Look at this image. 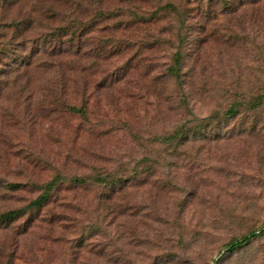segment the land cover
Wrapping results in <instances>:
<instances>
[{
    "label": "rangeland",
    "instance_id": "rangeland-1",
    "mask_svg": "<svg viewBox=\"0 0 264 264\" xmlns=\"http://www.w3.org/2000/svg\"><path fill=\"white\" fill-rule=\"evenodd\" d=\"M215 113L204 138L159 140ZM108 174L131 181H68ZM56 175L38 212L0 224V264H208L262 232L264 0L3 3L0 214ZM230 264H264V233Z\"/></svg>",
    "mask_w": 264,
    "mask_h": 264
},
{
    "label": "trees",
    "instance_id": "trees-1",
    "mask_svg": "<svg viewBox=\"0 0 264 264\" xmlns=\"http://www.w3.org/2000/svg\"><path fill=\"white\" fill-rule=\"evenodd\" d=\"M13 1L14 0H0V8L3 3L10 4ZM242 1L249 2L253 0H240V2ZM231 9L232 6L228 8V10ZM60 35H57V37H59ZM181 60V53L179 51H176L172 57V64L170 65L167 71V74L173 77L179 84L182 82ZM262 99L263 98L255 97L252 98V100L244 103L234 102L223 113V115H225L226 117H235L238 114L239 110L243 107L246 108V110L248 111H254L258 106L262 105ZM67 109L72 113H79L82 116L85 115V110H83V108L78 109L74 106H67ZM211 119H217V113H215L213 116L199 119L197 124H189V127L187 128L185 127V125H182L181 127L175 129L170 135L168 134V136L160 137L159 140H161L162 143L168 144L171 147H175V145H184V141L188 140V137L196 138L197 136H202L201 138H204L206 137V133L210 125ZM65 181V177L56 175L51 181L39 186L42 192L35 200L30 202V204L22 210L8 211L6 213L0 214V224L5 222H12L13 220H15V218H18L20 215H23L24 212L27 211V208L29 210L35 209V211L38 212L48 201L51 193L58 187L57 185L62 184ZM68 181L73 183L74 185H83L90 183L105 184L107 186H111L112 189H116V187L120 188L124 183L130 182L131 179L121 178L120 176L118 177L114 174H108L106 176L97 175L86 177H71L68 179ZM262 233H264V229L262 230V232L250 231L249 233L239 236L238 238L231 239V241L224 246V256L218 257V255L214 260L211 261V263L208 264H230L234 253L241 252L242 249L248 247Z\"/></svg>",
    "mask_w": 264,
    "mask_h": 264
}]
</instances>
